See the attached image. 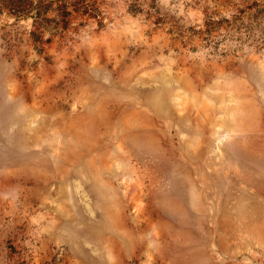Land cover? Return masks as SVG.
<instances>
[{
    "label": "rangeland",
    "instance_id": "374dc122",
    "mask_svg": "<svg viewBox=\"0 0 264 264\" xmlns=\"http://www.w3.org/2000/svg\"><path fill=\"white\" fill-rule=\"evenodd\" d=\"M0 264H264V0H0Z\"/></svg>",
    "mask_w": 264,
    "mask_h": 264
}]
</instances>
